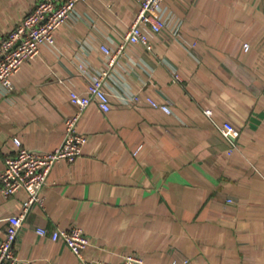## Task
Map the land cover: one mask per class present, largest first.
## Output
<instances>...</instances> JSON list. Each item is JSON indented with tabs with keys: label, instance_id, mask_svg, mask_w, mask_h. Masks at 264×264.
Returning a JSON list of instances; mask_svg holds the SVG:
<instances>
[{
	"label": "crops",
	"instance_id": "1",
	"mask_svg": "<svg viewBox=\"0 0 264 264\" xmlns=\"http://www.w3.org/2000/svg\"><path fill=\"white\" fill-rule=\"evenodd\" d=\"M35 2L0 0V38ZM137 8L78 3L55 46L22 64L12 90L0 88V170L13 136L37 151L60 146L77 110L69 93L89 82L78 64L105 68L100 46L115 50ZM161 13L152 49L127 44L109 69L110 110H83L86 141L74 162L51 168L15 242L20 264H83L37 232L73 226L89 237L86 260L133 251L148 264H264V0H164ZM226 122L235 138L222 135ZM25 197L0 192V238Z\"/></svg>",
	"mask_w": 264,
	"mask_h": 264
},
{
	"label": "built area",
	"instance_id": "2",
	"mask_svg": "<svg viewBox=\"0 0 264 264\" xmlns=\"http://www.w3.org/2000/svg\"><path fill=\"white\" fill-rule=\"evenodd\" d=\"M85 1L36 0L18 24L0 38V88L13 89V75L24 62L38 56L42 45L55 46V30L71 18L78 3ZM163 2L164 0H138L133 20L115 50L100 46L101 51L107 56L105 68L93 72L83 63L78 64L80 73L87 75L89 82L84 92L69 93V100L77 106V110L65 116L63 120L65 132L60 146L51 151H37L24 145L20 138L14 136L11 138L13 144L11 154L5 157L3 168L0 170V192L4 196H10L24 190L26 197L19 212L6 217L7 224L3 237L0 238V264H20L14 250L15 242L32 205L42 201L41 190L51 168L60 161L74 162L80 155L86 136L77 131V123L85 108L90 104H96L103 112L110 110L111 103L104 83L117 55L127 44H141L146 49H152L150 37L166 25L161 13ZM243 46L247 49L248 43H244ZM148 102L166 113L171 112L169 102H158L152 98H149ZM206 113L210 115L211 111L206 110ZM220 130L227 138L237 136L235 128L227 122L220 126ZM140 149L141 145H138L133 154H137ZM37 232L51 240H62L83 264H148L141 255L133 251L122 254L118 262L84 259L90 240L77 226L58 227L50 231L41 227Z\"/></svg>",
	"mask_w": 264,
	"mask_h": 264
}]
</instances>
